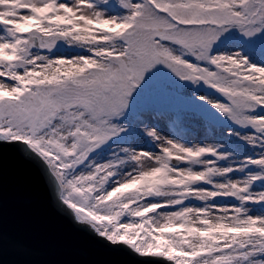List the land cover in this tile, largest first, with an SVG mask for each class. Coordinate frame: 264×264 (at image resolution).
<instances>
[{
    "label": "snow or ice",
    "instance_id": "6c2138e0",
    "mask_svg": "<svg viewBox=\"0 0 264 264\" xmlns=\"http://www.w3.org/2000/svg\"><path fill=\"white\" fill-rule=\"evenodd\" d=\"M0 144L113 246L264 264V0H0Z\"/></svg>",
    "mask_w": 264,
    "mask_h": 264
},
{
    "label": "water",
    "instance_id": "95a60500",
    "mask_svg": "<svg viewBox=\"0 0 264 264\" xmlns=\"http://www.w3.org/2000/svg\"><path fill=\"white\" fill-rule=\"evenodd\" d=\"M0 264H156L91 234L57 206L39 170L0 144Z\"/></svg>",
    "mask_w": 264,
    "mask_h": 264
},
{
    "label": "rangeland",
    "instance_id": "374dc122",
    "mask_svg": "<svg viewBox=\"0 0 264 264\" xmlns=\"http://www.w3.org/2000/svg\"><path fill=\"white\" fill-rule=\"evenodd\" d=\"M202 89H197V93L202 92ZM191 92V89H185V93ZM217 120L220 121V123L217 125V127L219 128V131L216 132L214 139L215 140H222L224 139V137L227 135V132L224 131V128L226 126V122L220 120L219 117H216ZM228 131H231V128L228 129ZM195 135V132L189 131V134L184 136L183 139L186 140H191L192 137ZM198 138H202V137H198ZM209 142H212V140L210 139ZM233 145H235V151L240 155H250L251 154V150L246 147L244 144L240 143L239 141H229V146L232 147Z\"/></svg>",
    "mask_w": 264,
    "mask_h": 264
}]
</instances>
